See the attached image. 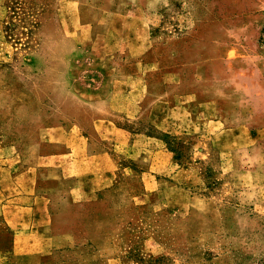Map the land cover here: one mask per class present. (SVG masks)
Segmentation results:
<instances>
[{
  "label": "rangeland",
  "instance_id": "374dc122",
  "mask_svg": "<svg viewBox=\"0 0 264 264\" xmlns=\"http://www.w3.org/2000/svg\"><path fill=\"white\" fill-rule=\"evenodd\" d=\"M0 24V164L13 152L38 161L40 148L53 149L44 141L53 127L77 124L99 139L94 120L112 113L173 154L147 190L156 143L140 158L119 152L115 184L86 202H70L71 183L42 173L59 190L54 231L73 235L46 259L264 264V0H4ZM226 71L251 89L244 105L225 95ZM193 90L209 103L159 129V95L189 102ZM116 102H137L135 117ZM0 234L8 248L1 215ZM0 264H14L6 251Z\"/></svg>",
  "mask_w": 264,
  "mask_h": 264
},
{
  "label": "crops",
  "instance_id": "0c3cea01",
  "mask_svg": "<svg viewBox=\"0 0 264 264\" xmlns=\"http://www.w3.org/2000/svg\"><path fill=\"white\" fill-rule=\"evenodd\" d=\"M3 1L0 0V7ZM242 54L229 53L226 57L236 61ZM223 74L225 95L228 91H235L237 99L234 102L244 105L251 89L239 77L234 78L232 73L226 71ZM262 84L264 85L263 81ZM188 95L189 102H180V95L176 91L159 95L157 102H154V121L159 129H167L171 124L178 123L177 113L180 110H193L196 106L209 103L199 100L197 91L193 90ZM165 96L168 98L164 100ZM127 104L132 106L131 110L125 109ZM117 106H124L121 111L133 114H125L127 117H135V108L139 104L118 102ZM120 116L122 115L112 113L95 118V130L99 133V139L77 124L53 127L44 140L53 144V149L47 151L40 148L37 152L38 161L21 163L19 153L13 152L9 162L0 164V215L5 227L11 232L8 248L4 246L5 241L0 234V254H5L6 251L14 264H53L46 259L49 253L69 245L68 239L73 236L72 233H58L53 228V202L55 191L59 190L43 186L42 173L53 172V179H67L71 183L68 192L70 202H86L94 199L100 190L115 184V176L119 170L116 156L119 152L128 153L134 159L140 158L145 151H149L147 148L153 142L156 143L153 153L160 158L153 162L157 166L144 169L145 174L149 175L146 188L153 190L159 186L154 169L159 165H163L161 168L173 165L172 152L161 138L145 132H132L129 127L119 124L117 117ZM221 119L216 120L215 124L222 123ZM225 122L226 118L223 116V123ZM140 145L142 148H139Z\"/></svg>",
  "mask_w": 264,
  "mask_h": 264
}]
</instances>
